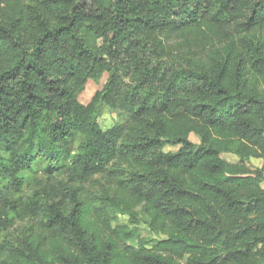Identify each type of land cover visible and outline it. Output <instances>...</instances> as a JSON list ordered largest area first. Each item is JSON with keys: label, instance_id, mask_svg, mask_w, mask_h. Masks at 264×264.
<instances>
[{"label": "trees", "instance_id": "1", "mask_svg": "<svg viewBox=\"0 0 264 264\" xmlns=\"http://www.w3.org/2000/svg\"><path fill=\"white\" fill-rule=\"evenodd\" d=\"M0 264H264V0H0Z\"/></svg>", "mask_w": 264, "mask_h": 264}, {"label": "rangeland", "instance_id": "2", "mask_svg": "<svg viewBox=\"0 0 264 264\" xmlns=\"http://www.w3.org/2000/svg\"><path fill=\"white\" fill-rule=\"evenodd\" d=\"M106 81H107V76H103L100 80L97 81L90 80L87 83L84 91L81 93L80 100L83 103H88L92 98V96L95 94V92L104 86ZM125 119H126L125 112H122L121 110H114L107 103H103L101 105L100 113L97 117V121L99 125L104 129L113 126L114 123L116 122L124 121ZM190 137L194 142L199 143L200 137L198 134L193 132L191 133ZM179 147L180 145H168L166 147V150L173 152L178 150ZM222 155L223 157H225L230 161L233 162L239 161V157L234 153H223ZM246 162L253 168L260 167L263 164V159L253 157L247 159ZM135 210H136L135 220H133L128 214L116 212L115 213L116 219L114 222L117 224H129L131 227L137 228L138 233L131 240L133 244L139 246V239L140 240L144 239L145 245L147 246L154 245L162 237V234L156 233L150 229L148 225L149 217L145 212L141 210L140 205L137 208H135Z\"/></svg>", "mask_w": 264, "mask_h": 264}]
</instances>
